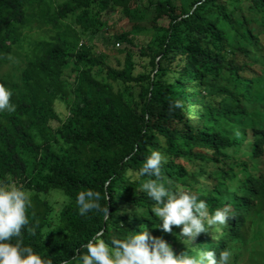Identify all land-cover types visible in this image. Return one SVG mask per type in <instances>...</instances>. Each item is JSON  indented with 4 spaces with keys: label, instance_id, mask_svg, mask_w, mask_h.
Instances as JSON below:
<instances>
[{
    "label": "trees",
    "instance_id": "1",
    "mask_svg": "<svg viewBox=\"0 0 264 264\" xmlns=\"http://www.w3.org/2000/svg\"><path fill=\"white\" fill-rule=\"evenodd\" d=\"M140 30L148 39L137 45ZM0 84L16 105L0 112V182L31 192L21 239L52 264H75L98 232L143 226L174 254L184 250L179 226L163 231L139 181L129 183L152 150L174 186L201 193L209 212L228 207L219 238L205 231L191 246L228 248L231 264L257 255L264 0H0ZM87 188L101 193L107 216L78 214L76 194ZM51 189L66 197L55 218Z\"/></svg>",
    "mask_w": 264,
    "mask_h": 264
},
{
    "label": "clouds",
    "instance_id": "2",
    "mask_svg": "<svg viewBox=\"0 0 264 264\" xmlns=\"http://www.w3.org/2000/svg\"><path fill=\"white\" fill-rule=\"evenodd\" d=\"M11 96L12 91L0 84V112L15 111ZM174 103L176 107L180 106L179 101ZM163 160L160 151L152 150L138 169L129 172V183L139 181V190L153 202L149 209L160 221L159 227L163 231L170 232L171 226H179L177 239L181 240L184 250L174 254L170 244L153 237L143 226L138 232L125 231L122 237L105 239L102 232L96 233L81 245L83 251L71 258L75 264H231L232 252L228 248L214 251L191 246L193 239L205 231L215 233L219 238L221 227L230 217L228 207L209 212L206 201L200 198L201 193L174 186L163 175ZM75 204L81 216L92 211L107 216L106 207L101 204V193L94 189L79 191ZM30 207L29 190L15 182H0V264H52L21 239V229L29 224ZM135 211L145 216L143 209ZM26 230L31 231L30 228Z\"/></svg>",
    "mask_w": 264,
    "mask_h": 264
},
{
    "label": "rangeland",
    "instance_id": "3",
    "mask_svg": "<svg viewBox=\"0 0 264 264\" xmlns=\"http://www.w3.org/2000/svg\"><path fill=\"white\" fill-rule=\"evenodd\" d=\"M133 37H134V43H136L137 45L144 44L148 39L147 33L144 32L143 30H140L138 32H134ZM115 45L117 46V44H115ZM108 60H109L110 64H112L114 66L117 65V59H115L114 57H110ZM63 75L71 83L73 81L74 71H71L68 69L67 71H64ZM58 110H59L58 112L60 113V116L65 117L66 111H65V108L62 104H59ZM63 193L64 192L61 191L60 189H51L49 191V194L46 196L49 203L52 205V217L53 218L56 217V212L58 211L60 206L63 204V202H65V200H66L65 194H63ZM261 218L264 219V213H262ZM262 239H261L262 242L258 246V249L256 248L257 249V255H255L254 257L249 256V258L247 259V261L244 264H253V262H254V264H264V245H263L264 238H262ZM252 257H253V259H252Z\"/></svg>",
    "mask_w": 264,
    "mask_h": 264
}]
</instances>
